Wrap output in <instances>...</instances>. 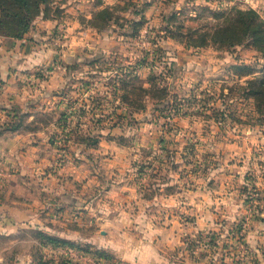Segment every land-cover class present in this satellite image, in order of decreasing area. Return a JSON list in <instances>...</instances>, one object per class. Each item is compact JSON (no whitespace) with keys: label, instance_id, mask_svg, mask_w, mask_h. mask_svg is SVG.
<instances>
[{"label":"rangeland","instance_id":"1","mask_svg":"<svg viewBox=\"0 0 264 264\" xmlns=\"http://www.w3.org/2000/svg\"><path fill=\"white\" fill-rule=\"evenodd\" d=\"M248 9L47 0L22 37L0 34V216L44 215L0 229L32 227L29 264H264V33Z\"/></svg>","mask_w":264,"mask_h":264},{"label":"crops","instance_id":"2","mask_svg":"<svg viewBox=\"0 0 264 264\" xmlns=\"http://www.w3.org/2000/svg\"><path fill=\"white\" fill-rule=\"evenodd\" d=\"M246 4H248L252 9L257 10L259 13H261L264 16V0H245ZM3 40H0L2 42ZM4 47L0 43V81H6L8 80L10 74H9V68L7 63L10 61V57L6 58L2 55ZM10 134L3 133V135L0 136V155L7 153V148L5 145V140L8 139V136ZM0 193H3L5 198L8 199L12 197L14 188L6 186L2 188L0 186ZM4 205L7 207H11L12 205L9 204V202L4 201ZM44 215L39 213H25V212H18L15 210H10L8 213H3V215L0 216L3 220H12V221H39L42 219ZM32 227H29L28 225L22 223V225L18 227H8L0 229V264H29L28 262V237H29V230ZM33 232V231H32ZM28 236V237H27ZM18 238L17 242H13L12 239ZM13 253L20 254L17 256V259L13 261L10 259L9 256H6L5 254L11 255ZM9 257V259H8ZM19 260V262H18ZM151 264H169V261L163 260L159 253H155L153 263Z\"/></svg>","mask_w":264,"mask_h":264},{"label":"trees","instance_id":"3","mask_svg":"<svg viewBox=\"0 0 264 264\" xmlns=\"http://www.w3.org/2000/svg\"><path fill=\"white\" fill-rule=\"evenodd\" d=\"M46 3L47 0H0V34L22 37L29 31L32 20L43 13L41 7ZM240 13L247 17V30H245L248 35L264 33V22L263 20L261 21L256 10L248 9L247 11H240ZM99 14H111V11L109 9H104L99 12ZM259 19L261 25L255 28L254 26H248V24L252 25L254 21ZM154 85L155 84H152V86ZM262 92H264V89L255 90L253 93L259 95L262 94ZM45 264H47V262Z\"/></svg>","mask_w":264,"mask_h":264}]
</instances>
